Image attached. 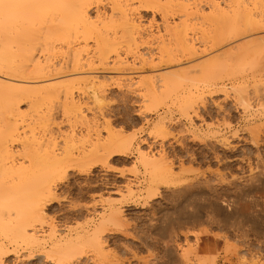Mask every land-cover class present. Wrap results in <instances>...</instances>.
<instances>
[{
  "label": "rangeland",
  "instance_id": "obj_1",
  "mask_svg": "<svg viewBox=\"0 0 264 264\" xmlns=\"http://www.w3.org/2000/svg\"><path fill=\"white\" fill-rule=\"evenodd\" d=\"M164 1L159 0V2L156 5L157 7L156 6L154 8L152 7L154 10L153 9L150 10L151 8H146V7L145 8L141 7L140 9L138 8L139 10L137 9V11L134 12V17H133L136 24L139 26H142L140 28L144 32L143 33L144 37L150 36L149 38L151 41L148 39V42H150V44H152V45H149V46L153 47L150 49L148 46L149 43L146 44L147 40L144 41L145 40L144 39L142 41L145 43V45L149 49L145 45L144 46L142 45L144 43H139L137 45L138 46L142 45V46L140 48L138 47L139 49L137 48L136 54H144V55H146V57H148V55L152 54L153 55L152 57L153 58L155 57L153 59L154 61L152 64L148 61L147 64L142 65L141 64L142 62L140 61V59H138L139 58L138 56L135 55L133 57V55L131 56L132 53H128L127 56L125 54V56H126L125 59L123 58L124 56L122 55V59L124 60V61L122 60V62H125V61L126 62L120 66H117L118 68H116L115 66L112 65V62H113L112 59L113 58H112V56H110V59L107 60V66L106 67L105 66L104 67L103 66L102 67L94 66L96 64V63H94L91 66L92 67L91 69L94 72L91 69L84 67V69H82L83 71L78 70V71H76V73L73 71L71 73V71H70L71 69L69 67L70 70L67 69L68 72H64L65 69L61 70L59 72L53 70L54 73H52L50 71L51 73H49V74L44 73L43 76H42V74L41 75L40 74H33V75H37V76L40 75V77L39 76L35 77V76L31 75L32 73H30V71H29L30 69H29V70H26L27 75L24 72L23 74H20V76H18V74L15 75L14 78H12L11 76H13L16 73L12 74L9 72V74H10L9 77H11L12 79L18 78V79H15L17 81L12 80V82L15 83L14 86L16 87V89H17L18 85L19 86L21 84H22L21 86L24 85L25 89L27 88L26 86L28 85V88L35 87L36 91L39 90L40 95L39 94L36 95V93H34L35 95H33L32 93L34 91V88H32L33 90H30L31 93L30 92L29 93L31 95H29V97H26V95H24L25 97H23V95H20L19 98L15 97L17 102L21 101V102H18L17 106H15V104H14V107L16 108V112L14 111L15 109H13V111H10L9 109H7L8 111L7 110H2V111L0 110V112H1L0 113V132L6 133V130L7 129L9 130V128H12L11 127L12 125H13V127L16 125L17 127L16 126L14 127V129H16L15 134L20 136V138H19V136L15 137V139L17 141L13 138V140H15V141L10 142L11 139L6 138L5 139L6 142L5 141H4V143H2L3 141L1 142L2 147L4 148V146H6L7 150L5 148L4 149L0 148V156L2 154H4V150L9 152V154L7 156L8 158L6 159L7 161L4 159L5 162L3 161V163L8 164L7 166L14 165L15 167H17L20 164L23 166L25 165L27 167L29 165V164L26 165L27 162H30L29 159L31 160V156L28 153L32 152V150H34L33 149L34 147H35V150L37 148V145H35V142L30 143V142L34 141V136H35V141H37V143L39 142V144L42 141L45 142V144L48 142L47 143V146H48L50 143L53 142L52 143L53 145L50 144L49 148L51 147L50 149L53 150L55 152V154L60 155V156L58 155L60 158L58 156L57 157L61 161L60 162L61 164H58V165H60V167L62 166V169H61L62 171H60V175L58 177H55V179H53V181H52V187H53V191L51 193L52 195L48 196L49 198L47 196L44 197L40 203L41 204L40 210L42 213L41 215H43L42 216L43 221L41 223H39V225L37 224L36 230L39 232V235L42 236L41 238H43L44 241H46V245L44 244V246L45 247L48 246V243H47V239H48L47 237L48 236L47 235L50 234L52 231L56 237H58V236L64 237L67 234L73 235L74 233L81 231L83 229L92 228L98 220L96 218H99L101 216L102 212H105V211L107 212L109 207H110L109 208L110 210L115 209V211H117V215H118L117 219L118 220L116 219V221H117L116 224L114 223V224L107 225L105 227L104 233L102 234L103 238H101V244H102L101 246L103 249L102 250L103 253L100 256V258L95 256L91 247H89L87 245H83L81 248H79L77 250L76 255H74V257H71V259H69V260L67 259L68 261L66 260V261H63L64 263L61 262L59 264H78V263L79 264H94V263L95 264H149V263L150 264H163V263L164 264H174V263L175 264H185V263L187 264V262H185V263L183 262L184 261L183 259L186 256L184 253L187 252V255H188V253L191 254L192 249L195 246H197V244H198V242H197L198 239L203 235V232H202L203 227H201L203 225V223H200V222H202L201 217L204 213V207L201 203L202 198H201V194L198 191V189L197 188L194 189L195 192L192 191V193L193 192L194 193L190 196L185 192L184 189H180V191L178 192L177 190L179 188H177V189H175L173 187L167 188L166 186H163V185L161 186V184H159L156 187V189L153 190L155 193L153 191L151 192V194H153V195L155 194L154 196L150 195V194L147 195L146 194L147 192L144 189L147 181L143 182L147 178H146V175L144 174L145 173L144 169L142 172L143 166H142V164H140L141 160L138 159L139 155L136 151L140 150L139 152H141L143 154L146 153L150 156L153 155L157 159H158V157H160V158L163 157L164 161H167V163L171 164V167L173 169L172 170L173 173L175 175H178L179 180H181V181H184L187 178L186 175L188 172L183 173V171H188L189 169H194V171L198 170V172H202L206 169V163L204 164V159H203V157H201L203 155V153L205 152V150H203V147L199 144L198 140H196V141L188 140V139H191V137H190V134L188 132L187 119L183 115L184 113H182L181 110L179 109V108H183L186 106V103L184 102L185 99L187 100V96H184V90L186 89V87L187 86L189 87L191 84L192 85L197 84L196 82H194V84L191 83L190 85H188L190 82H187V80H189L190 76L185 75L186 77L182 78L184 76L183 73L185 74L186 70L190 69L189 68L190 64H192L195 67L194 62L196 63V66H204V67L205 66L206 67L212 66V64L214 62H216L217 64L221 63V61L224 60L226 56L227 57L229 56L228 52L230 54V50H231L232 55L230 54L231 57L230 56L228 57L231 59V60L229 59L230 60L229 65L232 64V66L233 65L239 66V64H237V63H240V65L247 67V65H244L245 61H246V64H248V63L251 65L254 64L253 68L254 67L258 68V66H259V68H261L259 64H262L261 66H264V60L260 59V57L264 56V50H262V49H264V41H262V42L259 41L262 44H260L258 42V40H264V28H262V27H264V23H262L264 21L259 22V24H257V26L259 25V27H257V28H256V23H255V25H253L257 31L255 29H253V26L250 24L251 21L247 22V23L245 22L246 21L245 18H247V17L248 18L254 17V19L256 18L255 19L256 21L254 20V22L261 21L262 19H264V18H262V17H264V1L254 0L255 4L253 1V3L251 5L252 6L255 5V7H252L251 5L249 6L251 0H237L238 3L239 2L241 3V7H240L239 6L240 3H239V5H238V3H237V5H235L236 4L235 2L228 0V2H227L228 4H230L232 2V4H230L232 6L231 10L228 9V11H227V13L231 12V13H229V16L231 18V22H229L230 19H228V16L227 17L224 16L226 14L223 15L220 13L221 16H219L220 14L217 13V15H216L215 12H213L214 14L212 12L208 13L209 12L208 11V5L209 4L208 3L204 4L207 0L206 1L205 0L204 1L203 0H196V1L194 0L196 2V3L195 2L194 3L199 6V7L198 6L197 7L200 8V10H202L201 14L197 18L193 15H188L187 18H184L185 16H182L184 14L180 13V10H181V12H183L182 9H178L181 7H177L174 5V4H176V5L181 4V3H183L184 0L182 2H180V0L176 1L178 4L175 3V1H174V3H165V5L166 4L167 5L173 4V6L171 5V7L169 5L168 8L165 5L164 6L166 8H164V6H162L164 4L162 2H164ZM224 1L226 2V0H224ZM257 1H259V3ZM103 2H102L103 6H105V7L100 6L99 7V13L100 14L103 13V14H105L106 17H109L108 14L110 15V13H109L110 12V10H109L110 5H108L106 3V1H103ZM187 2H188V0H187ZM189 2L190 3H187L188 6L190 5L189 7L195 6V4H193V1L189 0ZM245 3H246V5H245ZM192 4H193V6H192ZM205 5H206V7H205ZM242 5L245 6L246 8L243 7ZM158 6H161V8H163L162 11H161V9H159L160 7H158ZM174 6H175V8H174ZM134 7H136V5ZM242 7L245 9L249 8L250 10H253V9L254 10L250 11L249 9H247L246 12L243 13L242 11L244 9ZM223 9H224V13H225V11L227 9H225V8H223ZM234 9L239 10L240 13L237 14V16H240L241 22H240V18H239V21L237 23V20H236L237 17L234 16V14L237 13L238 10L234 13L232 11ZM163 10H165L164 13H163ZM220 11H222V10H219L217 12H220ZM248 11H249V14H251V16H249ZM95 12H97L95 8L94 9L91 8V10L89 11V15L93 19L95 17V14H97ZM206 12L208 13V15ZM241 14H243L244 16L245 15L247 16V17H244V19H243V20H245L244 22H242L243 17ZM222 15H223V17H222ZM214 16H216L217 18H215ZM180 17H182V18L179 19ZM200 17H201V19H200ZM211 17H213L212 20L210 19ZM219 18H220V21H219ZM225 18L228 21L224 20ZM234 18L236 21L234 20ZM257 18H259V19H257ZM107 20H108V18L105 21L107 22ZM164 20H166V21L164 22ZM208 20L209 21L211 20L212 23H211V21L208 22ZM179 21L182 23V25L180 24ZM225 21H226V23H225ZM248 21H249V19H248ZM177 22L181 25L180 27L178 26L179 24ZM235 22L237 23V25H239V27L238 26L235 27L236 26ZM165 23L168 24L170 28H173V29L168 28V31L171 30L173 34H174L175 29L177 31V27H179L178 30H180V28L181 29L183 28L182 30H184V27H185L184 25H187L185 28V31L187 30L186 31L187 38H189L191 40L192 39L197 40L195 42H193L194 40L192 41V43H194L193 48H196V49L198 48L200 50L194 49V52L196 51L195 53H197V52H199V53L201 52V53L200 54L190 53L191 55H193V56H191L186 50H185L186 51L185 52V51H183L184 49L183 50H181L182 48L179 49V47H178L179 45L177 43L178 40H177L176 45H178L177 46L178 50H181L180 52L182 54L179 53V51L175 47V43H173V42H175V41H173L174 38L171 39L172 36L170 37V35H169V34H171L170 33L171 31L169 32V34H168L167 30L165 31V29L168 27V25H167V27L165 26ZM176 23L178 25H176ZM213 23H215L216 26ZM224 23H225V25H224ZM174 24L177 26L175 29H174ZM228 24H230V25H228ZM233 24H234V26H233ZM247 24H249L247 26L248 28L244 26ZM226 25H228V26H226ZM232 26H233V28H236V29L238 28L237 32H235V30L232 28ZM260 26L262 29H259ZM143 27L146 29H144ZM33 28H34V32H35L36 29H35V27H33ZM36 28H37V26H36ZM229 29H232L235 34H231L232 31ZM249 30L252 32H249ZM119 32H120L119 30H117L115 32L118 35V37L116 35H115V37H113L114 32L111 31L112 34L109 33L110 34L109 37L111 38V40L113 38H114L113 40H115L117 37L116 41L121 39L122 42H120V40L117 42L115 41V42L119 43V44H123V45L119 46V47H121V48H119V50L122 52V51H125V48L127 46V44H125V43L127 41L125 42L126 38L122 39L121 36H119L121 34ZM221 32L223 35L217 37L218 35L221 34ZM159 33H161V34H159ZM214 33H215V35H214ZM236 33H238V35ZM35 34L37 35V37L41 36L38 31L35 32ZM147 34H148V36H147ZM152 34L154 35V37H152L153 36ZM166 34H168V35H166ZM173 34H171V35H173ZM252 35H253V37H252ZM157 36H158V38H157ZM250 36L252 37V39L250 38ZM258 36H260V37H258ZM166 37L168 38V40H165ZM230 37H232V39ZM159 38H164V40H165L164 42L166 43V45H165V43L163 45L167 46L168 50L170 48L171 54L169 53L170 55H168V56H173V59L174 60L176 59L175 62H173L174 60L173 61L168 60L169 62L167 60H165L164 62L158 63V62H160V60H159L160 57H159V59H157V55L155 53L157 50H155V49L157 46L156 44L159 41ZM216 38H219V39H216ZM198 39H200V40H198ZM254 39H256V41ZM242 40H244V41L242 42ZM38 42L41 43L40 40H38L36 43H38ZM249 42H250V45L248 46ZM252 42L253 43L256 42V44L254 43L252 46L251 45ZM257 42L259 43L260 46L258 45ZM22 44H23V46H26L24 42H22L21 45ZM0 45H1V42H0ZM10 45H12L11 46L12 48L14 47V44H10ZM16 45H15V48H13V49L10 47V50L12 49L11 50L12 53L15 52L14 49H16ZM212 45H213V47H212ZM123 46H124V48H123ZM165 46H163V47H165ZM228 46H229V49H228ZM250 46H252L253 48H256V49L253 50V48ZM86 47H85L86 49L83 50L84 52H82V54H81L82 57H84L83 59H85L87 57V55L91 56L92 53L94 52L93 42L89 41L88 45ZM234 47H237V49L239 50L238 52H235V53H239V54L232 53V51H236V49ZM257 47H258V49H257ZM225 48H226V50H225ZM242 48H243V50H241ZM174 49H175V51H174ZM153 50H155V51H153ZM245 51H246V53H245ZM57 53H59V52H57ZM57 53H55V55L52 56L53 58L51 57V59H53L52 60L53 62L51 61L52 63L50 62V64L55 65L58 62H60V64L63 62L62 59L64 58L65 55H63V58H62L61 53H59V54H57ZM218 53H219V55H218ZM240 53H242V54H240ZM13 54H17V51H16V53H13ZM162 54L164 56L163 59H167V58H165V57H167V55L165 56L164 52ZM234 54H235V56H234ZM252 54H254V57ZM261 54H262V56H260ZM34 55L42 58V56L45 54L41 53L40 50H38L36 53H34ZM144 55H143V58H145ZM236 55H237V57L239 55L238 60H240V58L243 57L244 63H242V60H240L238 62ZM250 55H252V56H250ZM16 57H17V55H16ZM17 58L19 59V57H17ZM251 58L256 59L255 61L257 62V66H255V61H253L254 63H252V61L247 60V59H251ZM16 59L13 60L14 65L18 64L20 67L21 66L30 67V65H31V63H29V62L28 63H26L25 61L20 62L22 60L21 58L19 60H16ZM157 60H159V61L157 62ZM229 60H227V58H226L225 61H222V62L228 63ZM234 60L237 62L235 63ZM247 61H249V62H247ZM24 62L26 64H24ZM64 62H65V58H64ZM139 62L141 64V66H139ZM204 63L205 64L207 63V64L203 65ZM216 63H214V64H216ZM223 63H221V65ZM226 63L224 65H226ZM127 64L130 65V68ZM58 65H59V63L55 65L56 70H57V68H59ZM124 65H126V66H124ZM142 66H143V68L141 69ZM193 66H190V67H193ZM218 66H219V64H218ZM93 67H95V68H93ZM113 67H114V69H113ZM102 68H103V70H102ZM120 68L123 69L122 70L123 73H122ZM136 69H138L139 71ZM140 69H141V71H140ZM161 71H164L162 75H166L165 73H167V75H168V73L172 74V72H173V74L174 73L177 74V76L174 74L175 78L178 77V79L181 81H179L180 83H178L177 78L176 79L173 78V80L175 79L176 82L178 83V84L177 83H174V84L181 85L178 88L182 87L183 90L177 89L176 91L174 90L173 93L169 94V91L165 86L163 88V90H164V93L167 95L166 98H165L164 94L162 96L157 95V97H155L156 96L155 95L154 96L155 101H153V99H150L152 96H145L144 94H143L144 95L143 96L141 93L140 94L134 93V92H137L138 89L136 87H138L139 85H135V86L132 85L131 88L129 85H127V86H129L128 88L125 87L122 89H118L116 87H113V85H111L112 81L109 80L110 77L111 78L121 77L119 79H122L121 81L126 83L128 75H130V78H133V79L134 78H140V77L141 78L146 77L147 74H148L147 77H151L150 75H156L158 72H159L158 74L160 75L162 73ZM4 72L7 75L8 72L6 70ZM4 72L2 71L0 73H4ZM198 73L199 72H197V74ZM194 74H191V75H194ZM197 74H195V75L199 76V78H200L201 77L200 73L198 75ZM123 75H125V77ZM174 76H172V77H174ZM4 77H6L8 79H6ZM4 77H3V79H2V77L0 79L4 80V81L6 80L8 82L10 81L8 75L7 76L4 75ZM101 77H102V79L104 77L103 85L106 86L108 84L107 85L108 87L104 88L105 92L102 95L95 91L96 85L93 84L95 82L101 81L102 80ZM193 77H192V79H193ZM37 78H38V80H35ZM39 78H41V79H39ZM63 78H65V79H63ZM68 78L70 80H75V81L76 80L78 81V79H79L80 80L79 82L83 83V85H81L79 91H77L76 88L73 90V92H74L73 97L75 98V101H78L77 104L75 102L70 103L69 100L66 101V99H64L63 96H60L61 94L60 95L53 94L55 92V90L52 88L53 85H58V84H60V82L62 83V82L69 81ZM123 78H124V80H123ZM185 78L186 79L188 78V79L186 80ZM195 78H197V77H195ZM21 79L25 80V82L22 81ZM30 79H32V80H30ZM128 79H129V76H128ZM155 79H153V80H155ZM168 79H170V78H168ZM184 79L186 81H184ZM262 79H264V78H262ZM63 80H65V81H63ZM171 80H172V78H171ZM195 80H197V79H195ZM47 81L48 82L50 81V82L48 83ZM93 81H95V82H93ZM103 81H101V82H103ZM155 81H158V79H156ZM168 81H166V82H168ZM56 82H57V84H56ZM172 83H170V84H172ZM157 84H159V83L157 82ZM9 85H11V84H9ZM44 85H46V86H44ZM168 85H167V87H168ZM192 85L190 86L191 88H192ZM21 86H20V88H21ZM49 87H51V88H49ZM44 88H46L47 92L45 90H43ZM47 88H49V89H47ZM21 89H24V88H21ZM51 89H52V91H51ZM182 91H183V93H182ZM56 92H58V89ZM178 92H179V94H178ZM49 93H51L53 95V97ZM44 95H47V96H44ZM3 96H4V99H7L9 97L11 98V94H9V93H8V95H3ZM93 96H95V97H93ZM159 96H160V98H159ZM182 96H184V97H182ZM161 97H164V99L162 101H160ZM36 98L39 100H37ZM156 98H157V100H156ZM49 99H50V101H47L48 103L46 104V100H49ZM42 101H43V103H42ZM156 101H157V103H159L158 105H157ZM13 102H15V101H13ZM17 102H15V103H17ZM39 102H40V104H39ZM197 102H199V101L196 99V103ZM184 103H185V105H184ZM153 104H155L156 107L153 106ZM71 105H73V106H71ZM4 111H6L7 113H5ZM33 111H34V113H33ZM9 112H10V114H9ZM17 112H19V114H21V115H18ZM180 112H181V114H180ZM80 116L83 119H80ZM159 118H160V120H163V121H159V123H157L156 125L158 126L160 124V122H162V124H160V126L164 127L166 130V132H162V136L160 135L161 134L160 131H163V129L161 130L162 127H160V128L158 127L160 129V131L159 132L157 131L158 133L156 132V134H154V130H155L154 127H156L154 123H156ZM5 119H6V121H5ZM7 120H8V124H9L8 126L5 124V122H7ZM163 124H165V125H163ZM153 125H154V127H153ZM193 126L195 127V128L194 127L193 128L195 130H197V126H199V121H194ZM158 128H156V129L159 130ZM150 130H151V132H150ZM179 131H180V133H179ZM96 132H99L98 134H99V137L101 138V140L103 141V142L101 141L103 144H104V142H106L108 140V137H110V136L115 138V139L118 137H119V139L121 137H123L122 139H125V138L128 139L127 137H130L131 135L135 136V137L133 138L134 140L131 139L132 140L131 141L132 146H129V148L128 147H125V148L116 147V149L114 151V148H115L114 146H112L114 148L110 147L108 149H106V147L101 149V147H99L98 145H97V147H95L97 143H95L93 146ZM108 132H110V133H108ZM1 133H0V137L4 138L5 134L4 135L2 134L3 136H1ZM22 133H23V135H22ZM163 133H165L166 136ZM169 133H172V134L169 135ZM109 134H110V136H109ZM24 136H26V137H24ZM114 136H118V137H114ZM25 138H26V140H25ZM113 138H110V139L112 140ZM173 139H175V140H173ZM22 140L24 143L22 142ZM27 140L28 141L30 140V142H28ZM89 140H90V142H89ZM26 141H27V144H26ZM22 143L24 145H28V144L30 145L31 144V146H29V147L25 146L26 147L25 148ZM42 143H41V145L45 148L46 145L44 146ZM64 143H66L68 145L70 144V146H68ZM90 143H91V145H89ZM98 144L100 145V143H98ZM92 146H93V149H92ZM38 147H40V146H38ZM43 147H42V149H37L36 153L34 155L36 156V154L37 155L39 154L38 150L43 151L44 150ZM89 147L91 148V150L89 149ZM86 148H87V150H86ZM95 148H96V151L94 152ZM120 148H122L121 151L118 150ZM127 148H128V151H127ZM109 149H111L110 153L108 152ZM22 150H24V153L26 152L27 155L26 154L24 155ZM246 150H248V148ZM1 151H2V153H1ZM104 151H105V153H104ZM201 151H202V153H201ZM17 152H18V154H15ZM34 152L35 151H33V153ZM162 152H163V154H162ZM165 153L167 155H164ZM186 153H187V156H186ZM191 153H192V155L196 161V162L194 161V163H192V164L189 161V160H191L190 159L191 157H189L191 155ZM160 154H161V156H160ZM28 155L30 158L27 157ZM95 155H97V156L95 157ZM66 156H68L67 159H66ZM72 156H74V157L72 158ZM166 157H167V159H166ZM4 158H6V157H4ZM201 158H202V160H201ZM209 159H210V157H209ZM0 160H1V158H0ZM64 160H66V161H64ZM79 160H81V161H79ZM89 160H91V161H89ZM85 164H87L88 166L86 167ZM83 166H85V167L83 168ZM79 167H80V169L81 168H83V169L80 170ZM214 167H215L214 164L211 163L210 169H214ZM181 174H183V175H181ZM143 175H144V177H143ZM5 177H6V175H5ZM127 184H130L129 186H131V189H134L131 191L132 194H129V193L126 194L125 193V186ZM140 188H141V190H140ZM143 189H144L145 193H144ZM171 189H175L176 191H172ZM181 190H183V192ZM122 193H125V194H122ZM146 196H148L149 199ZM105 198L106 199L110 198L109 200L112 199L113 202H112V200H111V202H108V200H105ZM95 200L97 203H95ZM106 202L108 205L105 204ZM143 202L145 204L142 205ZM102 206H104V207H102ZM148 206H150V207H148ZM222 213H221V216H223L225 214L224 211H222ZM120 214H121V216H120ZM146 214H148V215H146ZM151 216H153V217H151ZM171 216H172V218H171ZM221 216H220V219H221ZM232 217H234V216H232ZM223 218L224 217H222V221L220 220V222L216 223L217 225L212 224L210 226L211 228L210 227L207 228L205 225H203L204 226L203 230L204 229L208 230V233H209L210 252H211L212 256L215 254V256L213 257V263L212 264H264V239L258 240L257 238L252 237L253 236L252 234H254L256 230L245 225V226L241 227L242 230L240 229V230H238V232L233 231L232 227L230 226V223L227 224L226 222H223L224 221ZM154 219H156V220H154ZM151 220H153V221H151ZM152 222L154 225L152 224ZM155 222H156V225H155ZM117 223H119V224L117 225ZM119 226L122 228H119ZM160 230H161V232H160ZM242 231L247 233L248 237H246V238L241 237L240 233H243ZM212 233H213V235H212ZM228 233H230V234H228ZM159 234L162 237H160ZM214 234H215V237H214ZM217 235H218V237L220 235L221 238L222 237L223 238L220 239V237L218 238ZM237 236H239V237H237ZM1 237H3V236L0 235V245H2V244L4 245V246L2 245V247L5 250V254L0 255V264H53V263L58 264L57 262L50 260L49 257L47 258L46 255H44V253L40 252L39 249L37 250V248H34V249L29 248L24 243L19 242L18 240H16V242H14L15 239L13 240V238H10V236H8L10 239L7 237L9 240L6 239V237H4L5 239H3ZM8 241H10L11 243ZM12 243H14L15 245ZM10 248H11V250H10ZM29 250H31V251L29 252ZM32 251H33V253H32ZM38 252L41 254V256L39 255ZM30 254H32V255L34 254V255L31 258H27L28 255H30ZM190 263L193 264L192 262H190Z\"/></svg>",
  "mask_w": 264,
  "mask_h": 264
},
{
  "label": "bare ground",
  "instance_id": "obj_2",
  "mask_svg": "<svg viewBox=\"0 0 264 264\" xmlns=\"http://www.w3.org/2000/svg\"><path fill=\"white\" fill-rule=\"evenodd\" d=\"M103 1H106V3L108 5H110L109 6L110 15L108 14L109 17H106L105 14H103V13L102 14L99 13V7L103 6V3H104ZM174 1H175V3H177L176 1H178V0H165L164 2H162L164 4L163 5L161 4V5L164 6L165 3H174ZM182 1L183 0H180V2H182ZM191 1H193V4L196 3L195 2L196 0L195 1L191 0ZM207 1L204 4H207V3L209 4L208 5V11H209L208 13L215 12L216 15H217V13L218 14L221 13L223 15L226 14L224 16L225 17L228 16V19H230L229 22H231V18L229 16V13H231V12L227 13V11H228V9L231 10L232 6L230 4H232V2L231 3L229 2L230 4H228L227 3L228 0H226V2L224 0H207ZM230 1L235 2L236 3L235 5H237V3H238L237 0H230ZM253 1L254 0L250 1L249 6L253 3ZM262 1H264V0H262ZM158 2H159V0H0V42H1V45H0V72H2V71L4 72L6 70L8 72V73L6 72L8 77L10 75L9 72L12 74L16 73L13 76H11L12 78H14V76L17 74H18V76H20V74H23L24 72L26 74V70L30 69L29 71H30V73H32L31 75H33V74H40L41 75L42 74V76H43L44 73H48V74L51 72L54 73L53 70L59 72V71L65 69L66 71L64 70V72H68L67 69H69V67H70L71 70L70 69L69 70L71 71V73H72V71L76 73V71L82 70V69H84V67L91 69L92 68L91 66L94 63L97 64V65L95 64L94 66H98V67H102V66L104 67L105 66L106 67L107 66V60L110 59V56H112V58H113L112 59V61H113L112 65L115 66L116 68H118L117 66H120L126 62V61L122 62V60H123L122 55L124 56L123 58L125 59L128 53H132L131 56L133 55V57L135 55L138 56L139 57L138 59H140V61L142 62L141 63L142 65L147 64L148 61L152 64L154 61L153 59L155 57L153 58L152 57L153 55L151 53H150L151 55H148V57H146V55H144V54H136L137 48L138 47L140 48L142 45L143 46L145 45V43L142 40H144V39H145L144 41L147 40L146 44L149 43L148 46L152 45V44H150V42H148V39L150 40V38H149L150 36L144 37V35H143L144 32L140 28L142 26L137 25L136 22L134 21L133 17H134V12L137 11L138 8L140 9L141 7H144V8L146 7V8H151L150 10H152L157 5ZM257 2L259 3V1H257ZM187 3H190L189 0H188V2H187V0L186 1L184 0L183 3H181V4L177 3L179 6L176 4H174V5L177 7H181L178 9H182L183 12H181V10H180V13L184 14V15H182V16H185L184 18H187L188 15H193L197 18L201 14L202 10H200V8H198L199 6L196 4H195V6H193V4H192L193 7H189L190 5L188 6ZM239 3H238V5H239ZM254 4H255V1H254ZM135 5H136V7H134ZM169 5H170V7H171V5L173 6V4H168V5L166 4L165 6L168 8ZM245 5H246V3H245ZM165 6H164V8H166ZM175 6H174V8H175ZM239 6L241 7V3ZM103 7H105V6H103ZM158 7H160L159 9H161V11H162L163 8H161V6H158ZM205 7H206V5H205ZM243 7H245V6H243ZM252 7H255V5ZM91 8H93V9L95 8L97 11V12H95L97 14H95L94 19L89 15V11L91 10ZM223 8L227 9L225 11V13H224ZM245 8H243L245 11L241 10L243 13H245L246 10L249 9V8H247V9H245ZM238 9H236V10L234 9L232 11L235 13ZM219 10H222L223 12L222 11L217 12ZM239 10L237 13L234 14V16L237 17V19H236L237 23H238L239 18H240V16H237V14L240 13ZM253 10H250V11H253ZM164 11L165 10H163V13H164ZM208 13H207V15H208ZM221 14L219 16H221ZM248 14H249V11H248ZM223 15H222V17H223ZM241 15L243 17L242 20L244 19V17H247L246 15L245 16L243 14H241ZM249 16H251V14H249ZM214 17L217 18L216 16H214ZM107 18H108V20L106 22L105 20ZM181 18L182 17H180L179 19H181ZM212 18L213 17H211L210 19L212 20ZM262 18H264V17H262ZM200 19H201V17H200ZM248 19H249V21H248ZM255 19H254V17H251V18L247 17V18H245L246 21L243 20L242 22L245 21L247 23V22L251 21L250 24L253 26L256 23V28H257V27H259V25L257 26V24H259V22L264 21V19H262L261 21L254 22ZM257 19H259V18H257ZM224 20H227V19L225 18ZM234 20H235V18H234ZM165 21L166 20H164V22ZM210 21L208 20V22H210ZM219 21H220V18H219ZM240 22H241V18H240ZM177 23H176V25L179 24V23L178 24ZM211 23H212V21H211ZM225 23H226V21H225ZM225 23H224V25H225ZM237 23L235 22V24H236L235 27H237V26L239 27V25H237ZM262 23H264V22H262ZM180 24L182 25L181 22H180ZM180 24L178 25L179 27L181 26ZM213 24L215 25V23H213ZM167 25L168 24L165 23L166 27H167ZM176 25L174 24V29L177 27ZM228 25H230V24H228ZM228 25H226V26H228ZM248 25L249 24L244 25V26L247 27ZM36 26H37V28H36ZM184 26H185L184 30H182L183 28L182 29L180 28V30H178L179 27H177V31L175 29L174 34L172 33L171 30L168 31V28L173 29V28H170L169 25L165 29V31L167 30L168 34L171 31L170 33L173 34V35H171V34H169V35H170V37L172 36L171 39L174 38L173 41H175V42H173V43H175V47L177 48V50L179 47V49L182 48L181 50L184 49L183 51L186 50L189 54L190 53L193 54L196 52V51L194 52V49H196V48H193L194 43H192V41L194 39L191 40V39L187 38V33H186L187 30L185 31V28L187 25H184ZM233 26H234V24H233ZM233 26H232V28H233ZM33 27H35V29L39 32V34L41 36L37 37V35L35 34V32H37V31L35 30V32H34ZM262 28H264V27H262ZM262 28L260 26L259 29H262ZM144 29H146V28H144ZM233 29L235 30V32H237L238 28L237 29L233 28ZM253 29H255L254 26H253ZM117 30H119L120 31L119 33H121L119 36H121L122 39L126 38L125 42L127 41L125 43V44H127L125 51H122V52L119 50V48H121L119 46L123 45V44L116 43L119 40H120V42H122L121 39L116 41L118 35L115 32ZM229 30L232 31L231 34H235L232 29H229ZM111 31L114 32L113 37H115V35L117 36L115 40H113L114 38L112 36H111L113 38L112 40L109 37V35L112 34ZM249 32H252V31L249 30ZM238 33H236V34L238 35ZM159 34H161V33H159ZM168 34H166V35H168ZM214 35H215V33H214ZM221 35H223L222 32L217 37H219ZM147 36H148V34H147ZM152 37H154V35ZM167 37L165 40H168ZM252 37H253V35H252ZM252 37L250 36L251 39H252ZM258 37H260V36H258ZM157 38H158V36H157ZM230 38L232 39V37H230ZM216 39H219V38H216ZM38 40H40L41 43H39V42L36 43ZM165 40H164V38H159V41L157 40L158 42L156 44L157 46L155 49L157 51L155 53L157 55V59H159V57H160V59H159L160 62H158L159 60H157L158 63L164 62L165 60H167V61L168 60L169 61L174 60L173 56H168L171 53H170V48L168 50V47L165 46L166 45V43L164 42ZM177 40H178L177 43L179 46L176 45ZM198 40H200V39H198ZM244 40H242V42ZM254 40L256 41V39H254ZM89 41L93 42L94 52L92 53L91 56L87 55V57L85 59H83L84 57H82L81 54H82V52H84L83 50L87 48L86 46L88 45ZM195 41H197V40H194L193 42H195ZM259 41L262 42L264 40H258V42ZM22 42H24L26 46H23V44L21 45ZM139 43H144V44H142L141 46H138L137 44H139ZM164 43H165V45H163ZM254 43L256 44V42H254ZM254 43L252 42L251 45L253 46ZM259 43H258V45H259ZM10 44H14L13 48H15V45L17 44L16 49H14L15 52H13V53H16V51H17V54L12 53L11 50L13 48L11 47L12 45H10ZM260 44H262V43H260ZM249 45H250V42H249L248 46ZM163 46H165V47H163ZM229 46H228V49H229ZM252 46H250V47H252ZM10 47L12 48L11 50H10ZM212 47H213V45H212ZM123 48H124V46H123ZM149 48L151 49L153 47L149 46ZM226 48H225V50H226ZM234 48L236 49V51H232V53L239 51L237 49V47H234ZM254 49H256V48H253V50ZM257 49H258V47H257ZM38 50H40L41 53L45 54L42 56V58L34 55V53H36ZM155 50H153V51H155ZM181 50H178L179 53H181L180 52ZM198 50H200V49H198ZM241 50H243V48ZM262 50H264V49H262ZM174 51H175V49H174ZM57 52L61 53L62 58H63V55H65L64 56L65 62H64V58L62 59L63 62L61 64H60V62L57 61L59 63V65H58L59 68H57V70H56L55 65L58 63H56L54 65V64H50V62L53 60V59H51V57L53 55H55V53H57ZM163 52H164L165 56L167 55V57H165L167 59H163L164 58V56L162 54ZM59 53H57V54H59ZM197 53L200 54L201 52L200 53L197 52ZM197 53H195V54H197ZM219 53H218V55H219ZM242 53H240V54H242ZM245 53H246V51H245ZM125 54H126V56H125ZM230 54H231V50H230ZM230 54L228 52V55L231 57L232 54L231 55ZM235 54H239V53H235ZM235 54H234V56H235ZM16 55H17V57H19V59L20 58L22 59L20 62L25 61L26 63H28V62L31 63L30 67H28V66H25V67L21 66L20 67L18 64L14 65L13 60H15L17 58ZM143 55L145 56V58H143ZM252 55L254 57V54H252ZM252 55H250V56H252ZM191 56H193V55H191ZM260 56H262V54ZM228 57L226 56L225 59L227 58V60H229L230 58H228ZM236 57H237V55H236ZM238 58H239V55L237 57V61L239 62L240 60H242V63H244L243 57L240 58V60H238ZM19 59L17 58L16 60H19ZM225 59L222 61H225ZM260 59L264 60V56L260 57ZM230 60L228 61V63L225 62L226 65H224L225 63H223L220 60L221 63H223L222 65H221V63H218L219 64V66H218V64L216 62H214L216 64L213 63L212 66H209V67L205 66L206 68L204 66H196V63L194 62L195 67L192 64H190L189 65L190 69L186 70L185 74L183 73V75H184L183 77L181 76L182 78L186 77L185 75L190 76V78H191V79L189 78L190 81L187 80L188 78L187 79L185 78L187 80V82H190L188 85H190L191 83L194 84V82L197 83L196 85L191 84L192 88L190 87L191 85L189 87L187 86L188 88L185 86L186 89L184 90V96H187V100L185 99L184 102L186 103V106L183 108H179V109L181 110L182 113H184L183 115L187 119L188 132H189L190 137H191V139H188V140H192V141L198 140L199 144L203 147V150H205V152L201 156L204 159V164L206 163V169L204 171L198 172V170L194 171V169H189L188 171H183V173H185V172L186 173L188 172V173L186 175L187 178L185 177L186 179L184 178L185 180L181 181V180H179L178 175H175L173 173V171H172L173 169L171 167V164L167 163V161H164L163 157L162 158L158 157V159H157L153 155L150 156L146 153L143 154V153L139 152L140 150H137L136 152L139 155L138 159L141 160L140 164H142V166H143L142 172L144 169V172H145L144 174L146 175V178H147V179L145 178L146 180L144 179L145 181H143V182L147 181L146 185L144 187V189L147 192L146 193L147 195L148 194L153 195V194H151V192L154 189H156V187L159 184H161V186L162 185L166 186L167 188L168 187H170V188L173 187L175 189L179 188L177 190L178 192L180 191V189H184L185 192L190 196L195 192L194 189L197 188L198 191L200 192L201 198H202L201 199L202 202L201 201L200 202L202 203V205L204 207V213L201 217L202 222H200V223H203V225H205L208 228L212 224L217 225L216 223L220 222V220L222 221V217H224L223 222H226L227 224L230 223V226L232 227L233 231L238 232V230H240V229L242 230V228H241L242 226L247 225V226L256 230L255 233L252 234L253 235L252 237L257 238L258 240L259 239L262 240V239H264V79H262V78H264V66H261L262 64H259L261 68H259V66H258V68L257 67L253 68L254 64H252V65L249 63L246 64V61H245L244 65H247V67L240 65V63H237V64H239V66H235V65L232 66L231 63H230L231 65H229ZM247 60L252 61V63H254L253 61H255L256 59L251 58V59H247ZM175 61H176V59L173 62H175ZM237 61H235V63ZM249 61H247V62H249ZM25 62H24V64H26ZM141 64L139 62V66H141ZM206 64L204 63L203 65H206ZM124 66H126V65H124ZM128 66L130 68V65H128ZM190 66H193V67H190ZM255 66H257L256 61H255ZM93 68H95V67H93ZM142 68H143V66L141 67V69ZM113 69H114V67H113ZM141 69H140V71H141ZM102 70H103V68H102ZM122 70L123 69H121V71ZM136 70H138V69H136ZM161 72L162 73L160 75L158 74L159 73L158 72L156 75H150L151 77H147L148 76V74H147V76H146L147 78L146 77H142V78L140 77V78H134L133 79V78H130V75H128L129 79L127 76L126 83L122 82L121 81L122 79H119L121 77H119V78L118 77H116V78L110 77L109 80L112 81L111 85H113V87H116L118 89H122L125 87L128 88L129 86L131 88L132 85L133 86L139 85L138 86L139 88L136 87L138 89L137 92H134V93H136V94L141 93L142 95L144 94L145 96H152L150 99H153V101H155V98H154L155 95H156L155 97H157V95L162 96L164 94V96L166 98L167 95L164 93V90H163V88L165 86L168 89L169 94L173 93L174 90L176 91L177 89H182V87L178 88L181 85H177V84L180 83L179 81H181V80H179L178 77H176L178 83L176 82V80H175L176 78L174 76L175 73L174 74H173V72H172V74L168 73V75H167V73H165L166 75H162L164 71H161ZM197 72L200 73L201 79L199 78V76L195 75V74H197ZM122 73H123V71H122ZM191 74H194V75H191ZM4 75L7 76L5 74V72L0 73V76L2 77V79H3ZM40 75H38V76L40 77ZM175 75L177 76V74H175ZM33 76L36 77L37 75H33ZM123 76L125 77V75H123ZM172 76H174V77H172ZM11 77H9V79H10L9 82L6 80L4 81V80L0 79V110L1 111L7 110V109H9L10 111H13V109H15L14 111L16 112V108L14 107V104H15V106H17L18 102H21V101L17 102L16 98H19L20 95H23V97H25L24 95H26V97H29V95H31L30 90H33L32 88H34V91L32 93L33 95H35L34 93H36V95H38L40 92L39 90L36 91L35 87L28 88V85L26 86L27 88L25 89L24 85H23L24 87L21 86L22 84L20 86H21V88H24V89H21L19 85H18L19 87L17 86V89H16V87L14 86L15 83L12 82V80H15L18 78L12 79ZM192 77L194 80L192 79ZM195 77H197V78H195ZM4 78H6V77H4ZM155 78L158 79V81H155L156 80ZM168 78H170V79H168ZM171 78H172V80H171ZM173 78H175V79L173 80ZM6 79H8V78H6ZM39 79H41V78H39ZM63 79H65V78H63ZM101 79H102V77H101ZM103 79H104V77H103ZM103 79L101 81H103ZM153 79H155V80H153ZM185 79H184V81H186ZM195 79H197V80H195ZM30 80H32V79H30ZM35 80H38V78ZM123 80H124V78H123ZM15 81H17V80H15ZM22 81L25 82V80H22ZM63 81H65V80H63ZM79 81H80L79 79H78V81L69 79V81L62 82V83L60 82V84H58V85H53L52 88L55 90V92L53 94H58V95L61 94L60 96H63L64 99H66V101L69 100L70 103L75 102L77 104L78 101H75V98L73 97V95H74L73 90L75 88L77 89V91L80 90V87H81V85H83V83L79 82ZM101 81H98V82L93 81L95 83H93V82L92 83L96 85L95 91L102 95L105 92L104 88L108 87L107 86L108 84L106 86H104L103 85L104 81L103 82H101ZM166 81H168L169 83ZM157 82L160 85L157 84ZM8 83L11 85H9ZM170 83H172V84H170ZM174 83H177V84H174ZM56 84H57V82H56ZM127 85H129V86H127ZM167 85L169 88L167 87ZM44 86H46V85H44ZM49 88H51V87H49ZM49 88H47V89H49ZM56 88L58 89V92H56L57 91ZM43 90L46 91V88H44ZM51 91H52V89H51ZM8 93L11 94V98L9 97L10 99L9 98L4 99L3 95H8ZM182 93H183V91H182ZM49 94H51V93H49ZM178 94H179V92H178ZM44 96H47V95H44ZM184 96H182V97H184ZM52 97H53V95H52ZM93 97H95V96H93ZM159 98H160V96H159ZM163 99H164V97H161L160 101H162ZM196 99L199 102L196 103ZM37 100H39V99H37ZM156 100H157V98H156ZM13 101H15L17 103H15ZM47 101H50V99L46 100V104L48 103ZM42 103H43V101H42ZM156 103H157V101H156ZM185 103H184V105H185ZM39 104H40V102H39ZM155 104H153V106H155ZM158 104L159 103H157V105ZM71 106H73V105H71ZM4 112L7 113L6 111H4ZM181 112H180V114H181ZM33 113H34V111H33ZM9 114H10V112H9ZM17 114L21 115V114H19V112H17ZM80 119H83V118L80 116ZM5 121H6V119H5ZM159 121H163V120H160V118H159L158 121L156 123H154L156 127H154V125H153L154 129L156 130L155 131L153 129L154 134H156L157 131L159 132L160 131L159 128L162 127V126H160V124H162V122H160V124L158 126L156 125L157 123H159ZM194 121H199V126H197V130L194 129L195 128L194 127L195 125L193 126ZM5 124L7 126L9 125L8 120H7V122H5ZM163 125H165V124H163ZM11 127L12 128H9V130L8 129L6 130V133L0 132L1 136H3L5 134L4 138L0 137V145H1L2 141H3L2 143H4V141L6 142V140H5L6 138H8V139L10 138L11 139L10 142H11V141H15L16 140L15 137L19 136V135L15 134L16 129H14L13 125ZM156 128H158L159 130H157ZM162 129H163V131H160L161 136H162V132H166L164 127H162L161 130ZM150 132H151V130H150ZM98 133L99 132H96L95 138L93 137L94 138L93 146L95 143H97L95 147H97V145H98L99 147H101V149L105 148V147H106V149H108V148L114 146L115 148L112 147V148H114V151H115L116 147H123V148L128 147L129 148V146H132L131 145V141H132L131 139H133L135 137V136L131 135L130 137H127L128 139H126V138L122 139L123 137L120 136L121 138L119 139V137H118L119 135H118V136H114V137H118L115 139V138L111 137L109 134L110 137H108V140L106 142H104V144H103L102 143L103 141L99 137ZM108 133H110V132H108ZM179 133H180V131H179ZM163 134L165 135V133H163ZM171 134L172 133H169V135H171ZM22 135H23V133H22ZM24 137H26V136H24ZM13 138L15 140H13ZM19 138H20V136H19ZM110 138H113V139L111 140ZM25 140H26V138H25ZM173 140H175V139H173ZM27 141H26V144H27ZM22 142H23V140H22ZM28 142H30V140ZM33 142H35V145H37L36 150L42 149L43 146L41 145V143L43 141L40 144H39V142L37 143V141H35V136H34V141H32L30 143H33ZM89 142H90V140H89ZM47 143L46 144H45V142L42 143L44 146L45 145L46 146H45V148L43 147V149H44L43 151L38 150L39 154L38 155L36 154L37 157L34 155L36 153L34 146H33L34 150H32V152H30V153L27 152L31 156V160L29 159L30 162H27V164H26V165L29 164L27 167L25 165L23 166L20 164L17 167H15L14 165L7 166L8 164H4L3 161L5 162V160L8 158L7 156L9 154V152L6 151L7 147L3 145L6 150H4V154H2L1 156L2 157L4 156L6 158H4V157L2 158L0 156V158H1V160H0V235L3 236L1 238L5 239L4 237H6V239H8L9 238L8 236H10V238H13V240L15 239L14 242H16V240H18L19 242L24 243L29 248H33V249L37 248V250L39 249V251L44 253V255H46L47 258L49 257L50 260L57 262L58 264L63 262V261H66L67 259L68 260L71 259V257H74V255H76L77 250L79 248H81L83 245H87V246L91 247L95 256L100 258V256L103 253V251H102L103 249L101 246L102 245L101 244V238H103L102 234L105 231V227L109 224H114V223L116 224V222H117L116 219H117L118 215H117V211H115L114 208H113L114 210H110L109 209L110 207H109L108 210L106 209L107 212L106 211L102 212L101 216L99 218H96L98 220L95 223V225L90 229H88V228L83 229L81 231L74 233L73 235L67 234L64 237H60V236L56 237L52 231L50 234L47 235L48 236L47 237L48 238L47 239V243H48L47 247L44 246V244L46 245V241H44V239L41 238L42 236H40L39 232L36 230L37 224L39 225V223H41L43 221V217H42L43 215H41L42 213L40 210V205H41L40 203L44 197H46V196L48 197V196L52 195L51 194L53 191L52 181H53V179H55V177H58L60 175V171H62L61 170L62 166L60 167V165H58V164H61L60 163L61 161L58 159V157L60 155L58 154L59 155L58 156L57 154H55V152L53 150L50 149L51 147L49 148V145L52 144L53 142L50 143L48 146H47ZM98 143H100L101 146ZM64 144H66V143H64ZM66 145H68V144H66ZM89 145H91V143ZM25 146L29 147V146H31V144L30 145L29 144L24 145V147ZM38 146H40V147H38ZM68 146H70V144ZM93 146H92V149H93ZM246 147L248 148V150H246L247 149ZM0 148H3L2 145L0 146ZM128 148H127V151H128ZM89 149L91 150L90 147H89ZM86 150H87V148H86ZM110 150L111 149L108 150L109 153H110ZM118 150L121 151L122 148H120ZM2 151H1V153H2ZM33 151H35V152L33 153ZM95 151H96V148L94 149V152ZM22 152L24 153V150H22ZM104 153H105V151H104ZM201 153H202V151H201ZM15 154H18V152ZM25 154H26V152L24 153V155ZM162 154H163V152H162ZM164 155H167V154L165 153ZM96 156L97 155H95V157ZM160 156H161V154H160ZM186 156H187V153H186ZM27 157H29V155ZM67 157L68 156H66V159H67ZM73 157L74 156H72V158ZM189 157H191L190 158L191 160H189L190 163L191 164L194 163L195 158L193 157L192 153ZM209 157H210V159H209ZM166 159H167V157H166ZM201 160H202V158H201ZM64 161H66V160H64ZM79 161H81V160H79ZM89 161H91V160H89ZM211 163L214 164V166H215L214 169H210ZM85 166L87 167L88 165L85 164ZM85 166H83V168ZM83 168H81V169H83ZM79 169H80V167H79ZM5 175H6V177H5ZM181 175H183V174H181ZM143 177H144V175H143ZM129 185L130 184H127L125 186V193L126 194L127 193L132 194L131 191L134 190V189H131V186H129ZM144 189H143V191H144ZM175 189H171V190L176 191ZM140 190H141V188H140ZM181 191L183 192V190H181ZM192 191H194V192L192 193ZM125 193H122V194H125ZM144 193H145V191H144ZM146 197L148 198V196H146ZM109 199L105 198V200H108V202H111L112 199L111 200H109ZM112 202H113V200H112ZM95 203H97L96 200H95ZM105 204H107V202ZM143 204H145V203L143 202L142 205ZM150 206H148V207H150ZM102 207H104V206H102ZM222 211H224L225 216L224 215L221 216ZM146 215H148V214H146ZM120 216H121V214H120ZM220 216H221V219H220ZM232 216H234V217H232ZM151 217H153V216H151ZM171 218H172V216H171ZM154 220H156V219H154ZM151 221H153V220H151ZM118 224L119 223H117V225ZM152 224H153V222H152ZM155 225H156V222H155ZM203 225L201 227L204 228ZM119 228H122V227L119 226ZM203 228H202L203 235L199 239L197 238L198 244H197V246H195L192 249V251H191L192 255L188 253V255H189L188 256L187 252L184 253L186 255L183 259L184 263L185 262H187V264H191L190 262H192L193 264H212L213 263V257L215 256V254L212 256V254L210 252L209 233H208V230H205V229L203 230ZM160 232H161V230H160ZM228 234H230V233H228ZM240 234H241V237H243V238L248 237L247 233H245V232L240 233ZM212 235H213V233H212ZM220 235H219V237H220V239H222L223 237L221 238L222 235L221 236ZM159 236H160V234H159ZM160 237H162V236H160ZM214 237H215V234H214ZM217 237H218V235H217ZM237 237H239V236H237ZM8 242H10V241H8ZM12 244H14V243H12ZM2 245H0V255L5 254V250L2 247ZM10 250H11V248H10ZM30 251L31 250H29V252ZM32 253H33V251H32ZM30 255H28V257L27 256L26 257L31 258L34 254L33 255L30 254ZM39 255L41 256L40 253H39Z\"/></svg>",
  "mask_w": 264,
  "mask_h": 264
}]
</instances>
